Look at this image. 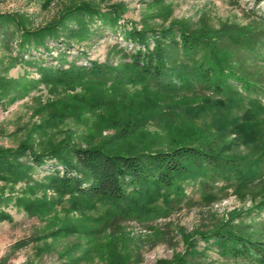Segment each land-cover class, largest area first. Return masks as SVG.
I'll list each match as a JSON object with an SVG mask.
<instances>
[{"label": "rangeland", "instance_id": "374dc122", "mask_svg": "<svg viewBox=\"0 0 264 264\" xmlns=\"http://www.w3.org/2000/svg\"><path fill=\"white\" fill-rule=\"evenodd\" d=\"M85 4L104 16L117 6V27L100 17L86 24ZM54 24V31L23 42L26 30ZM178 25L212 43L217 39L220 48L219 38L231 34L264 41V0H0V150L27 145L44 151L72 142L130 154L217 137L215 114L184 113L203 96H166L131 76L130 53L145 47L126 32ZM157 36L148 40L150 48ZM63 55L65 69L97 62L119 78H45L41 68L58 67ZM233 60L264 83V46L251 54L236 51ZM259 99L264 105V94ZM255 150L236 141L231 153L252 158ZM54 163L27 179L0 174V264H166L179 258L186 264H249L223 252L214 233L242 225L264 238V162L246 188L238 189L234 179L197 177L178 181L173 190L150 187L121 204L57 192L44 181Z\"/></svg>", "mask_w": 264, "mask_h": 264}, {"label": "trees", "instance_id": "16d2710c", "mask_svg": "<svg viewBox=\"0 0 264 264\" xmlns=\"http://www.w3.org/2000/svg\"><path fill=\"white\" fill-rule=\"evenodd\" d=\"M80 7L86 24H90L93 17H100L106 26L117 27V6L107 7V16L96 6ZM56 26L36 32L26 30L23 42H28L29 36L34 38L52 32ZM155 34L158 36L153 39L154 48H150L148 40ZM126 38L145 47L130 53L131 76L153 83L166 96L189 93L203 96L198 105H185L184 113L215 114L217 137L196 144L184 141L170 150L130 154L98 146L83 148L72 142L59 143L44 151L22 145L18 150H0V174L12 179H27L37 167L54 159L52 170L44 176V181L57 192L101 198L117 204L145 195L150 187L173 190L178 181L197 177L227 182L234 179L238 189L249 186L259 164L264 162V105L259 99L260 94H264V83L249 75L233 59L236 51L238 54L240 51L259 52L264 41L231 34L219 38L223 43L220 48L216 46L217 39L212 43L208 35L179 25L160 30L133 28L126 32ZM64 62L65 55L60 58L58 67H42L45 78L59 83L119 78L118 71L106 64L92 62L90 66L72 65L65 69ZM230 134L235 135L232 141H228ZM236 141L259 151L252 158L233 154L231 150ZM218 144L222 145L219 149L216 148ZM203 186L208 185L204 183ZM214 236L226 254L249 260V264H264V238L256 229L226 225ZM166 264H186V261L179 258Z\"/></svg>", "mask_w": 264, "mask_h": 264}]
</instances>
